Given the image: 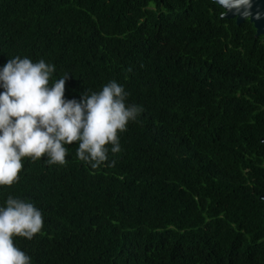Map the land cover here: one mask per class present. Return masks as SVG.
<instances>
[{
  "label": "trees",
  "instance_id": "obj_1",
  "mask_svg": "<svg viewBox=\"0 0 264 264\" xmlns=\"http://www.w3.org/2000/svg\"><path fill=\"white\" fill-rule=\"evenodd\" d=\"M222 11L0 0V66L54 64L66 99L116 80L144 108L99 168L74 142L66 164L25 158L19 183L0 187V205L12 195L44 211L42 235L14 237L33 264H264V35Z\"/></svg>",
  "mask_w": 264,
  "mask_h": 264
},
{
  "label": "clouds",
  "instance_id": "obj_2",
  "mask_svg": "<svg viewBox=\"0 0 264 264\" xmlns=\"http://www.w3.org/2000/svg\"><path fill=\"white\" fill-rule=\"evenodd\" d=\"M228 15L259 20L255 0H213ZM54 64L14 56L0 66V187L19 183L24 159L46 158L64 165L68 145H78L77 158L97 169L109 154L122 151L118 133L138 121L144 108L130 103L125 86L112 80L98 92L85 91L80 99H66L69 75L50 83ZM111 145L109 148L108 146ZM115 162L113 161L112 164ZM44 211L36 204L9 195L0 205V264H33L14 237L31 241L43 234Z\"/></svg>",
  "mask_w": 264,
  "mask_h": 264
},
{
  "label": "water",
  "instance_id": "obj_3",
  "mask_svg": "<svg viewBox=\"0 0 264 264\" xmlns=\"http://www.w3.org/2000/svg\"><path fill=\"white\" fill-rule=\"evenodd\" d=\"M253 11L254 12L259 11L260 13L264 14V0H255V7ZM226 19H236L239 25L244 23L246 20H248L233 15H228ZM249 20L254 24L255 28L257 29V35L258 36L264 35V16H262V18L259 20L256 19H249Z\"/></svg>",
  "mask_w": 264,
  "mask_h": 264
},
{
  "label": "flooded vegetation",
  "instance_id": "obj_4",
  "mask_svg": "<svg viewBox=\"0 0 264 264\" xmlns=\"http://www.w3.org/2000/svg\"><path fill=\"white\" fill-rule=\"evenodd\" d=\"M256 36H258V35H257V29H256ZM262 141L264 142V138L262 139Z\"/></svg>",
  "mask_w": 264,
  "mask_h": 264
}]
</instances>
